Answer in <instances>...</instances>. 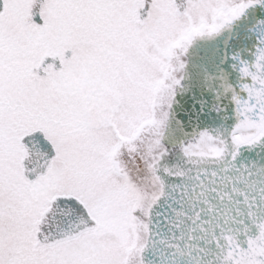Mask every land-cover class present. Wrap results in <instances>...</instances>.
Segmentation results:
<instances>
[{
	"label": "snow or ice",
	"instance_id": "6c2138e0",
	"mask_svg": "<svg viewBox=\"0 0 264 264\" xmlns=\"http://www.w3.org/2000/svg\"><path fill=\"white\" fill-rule=\"evenodd\" d=\"M0 264H264V0H0Z\"/></svg>",
	"mask_w": 264,
	"mask_h": 264
}]
</instances>
